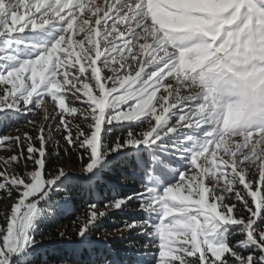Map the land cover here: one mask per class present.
Masks as SVG:
<instances>
[{"label": "snow or ice", "instance_id": "obj_1", "mask_svg": "<svg viewBox=\"0 0 264 264\" xmlns=\"http://www.w3.org/2000/svg\"><path fill=\"white\" fill-rule=\"evenodd\" d=\"M37 110L38 148L27 132L0 136L20 149L0 157V199L16 193L0 264H33L53 197L71 202L70 172L47 170L56 117L65 154L87 155L89 187H140L89 204L77 239L59 231L50 243L78 251L111 216L143 213L116 230L129 252L146 237L156 264H264V0H0V119ZM22 161L33 170L18 172Z\"/></svg>", "mask_w": 264, "mask_h": 264}, {"label": "trees", "instance_id": "obj_2", "mask_svg": "<svg viewBox=\"0 0 264 264\" xmlns=\"http://www.w3.org/2000/svg\"><path fill=\"white\" fill-rule=\"evenodd\" d=\"M77 107L81 104L79 101L75 102ZM66 119H73L71 117H65ZM28 120H36L35 126L28 123ZM43 121V112L37 110L35 116L28 114L19 119H0V136L11 135L21 136L25 132L33 138L34 145L39 147V140L36 139L39 134V125ZM50 123L52 128V135L54 140L47 145V151L51 154L48 156L47 170L54 172L59 166H64L66 171H69L72 176L71 184V202L64 204L61 196L57 195L53 197V203L57 205V214L54 218L42 223L39 229V233L36 236V240L40 243V247L36 249L33 256V264H72L73 259L86 260L93 255H107L109 259L117 258L122 264H156V249L150 244L147 250L142 246L149 244L146 237H136V247L127 250L128 244V232H120L116 229L119 228L126 220L131 219H143V213L135 214H117L111 216L104 221L103 227L94 231L90 237V243L86 247H81L78 251H74L73 245L68 244H53L51 240H58V232L66 231L67 237L75 241L77 239L75 234V226L82 222L84 215L88 211V205L91 203H99L102 207L103 202L112 199L115 196L130 195L134 188H139V182L123 178L117 180L116 178H106L104 182L97 184L95 187H89V185L83 180V165L88 162L87 155H84V159L81 161L76 151L71 149L65 154V149L68 148L66 141L63 139L65 135L63 126L56 128L59 124V117H56L52 121L45 122ZM19 130V131H17ZM120 129L114 130L112 135H121ZM47 135V131L45 132ZM1 148V147H0ZM4 154L0 157H8L14 153L19 154L20 149L13 148L11 151H6L2 148ZM22 150L24 156L27 157V142L22 139ZM59 152V159L56 158V152ZM83 150H80L82 153ZM32 161H27V169H25L24 162L22 161L19 169L20 173L24 171L33 170ZM15 168V165H13ZM11 171V169H9ZM242 187V186H241ZM3 195V193H0ZM16 193H13L12 198L0 199V225L5 223L4 213L10 208V205L15 202ZM250 199V198H249ZM232 202H235L234 200ZM239 207V205H238ZM105 231L109 233L107 240L105 241ZM131 235H135L134 233ZM123 236L125 239L121 240ZM99 237V240L97 239ZM236 237L235 239H239ZM101 241H105L101 243ZM235 243V240L233 241ZM247 255V252L244 253Z\"/></svg>", "mask_w": 264, "mask_h": 264}, {"label": "rangeland", "instance_id": "obj_3", "mask_svg": "<svg viewBox=\"0 0 264 264\" xmlns=\"http://www.w3.org/2000/svg\"><path fill=\"white\" fill-rule=\"evenodd\" d=\"M3 155L4 154V151L2 150V147L0 148V155Z\"/></svg>", "mask_w": 264, "mask_h": 264}]
</instances>
